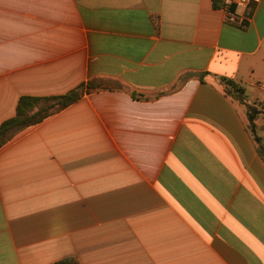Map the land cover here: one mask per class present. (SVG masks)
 <instances>
[{
    "label": "crops",
    "instance_id": "0c3cea01",
    "mask_svg": "<svg viewBox=\"0 0 264 264\" xmlns=\"http://www.w3.org/2000/svg\"><path fill=\"white\" fill-rule=\"evenodd\" d=\"M0 0V264H264V158L220 79L264 95V0Z\"/></svg>",
    "mask_w": 264,
    "mask_h": 264
},
{
    "label": "trees",
    "instance_id": "16d2710c",
    "mask_svg": "<svg viewBox=\"0 0 264 264\" xmlns=\"http://www.w3.org/2000/svg\"><path fill=\"white\" fill-rule=\"evenodd\" d=\"M224 92L237 103L244 104L247 108L249 128L255 129V121L259 114L264 118V111L258 110L248 104L245 89L231 79H220ZM102 89L92 84L79 85L64 95L58 96H21L18 100L16 114L14 117L4 121L0 125V148L8 144L13 138L24 130L43 123L46 119L65 109L77 101L85 92ZM258 150L264 158V142L254 138ZM259 140V141H258ZM59 264H66L65 262Z\"/></svg>",
    "mask_w": 264,
    "mask_h": 264
},
{
    "label": "built area",
    "instance_id": "2783aa9c",
    "mask_svg": "<svg viewBox=\"0 0 264 264\" xmlns=\"http://www.w3.org/2000/svg\"><path fill=\"white\" fill-rule=\"evenodd\" d=\"M260 0H223L226 12L225 21L234 26H244L247 18L245 11L250 4H258Z\"/></svg>",
    "mask_w": 264,
    "mask_h": 264
},
{
    "label": "rangeland",
    "instance_id": "374dc122",
    "mask_svg": "<svg viewBox=\"0 0 264 264\" xmlns=\"http://www.w3.org/2000/svg\"><path fill=\"white\" fill-rule=\"evenodd\" d=\"M247 99H248V104L257 107L258 110L264 111V95L258 92L250 91L247 88V91L245 92ZM239 108L243 111L247 108L244 104L237 103ZM247 123L248 126H250L249 118L246 115ZM256 127L255 129L250 128V132L253 136V138L256 139H261V141L264 142V118H262V115L259 114L256 121H255ZM259 141V140H258Z\"/></svg>",
    "mask_w": 264,
    "mask_h": 264
}]
</instances>
